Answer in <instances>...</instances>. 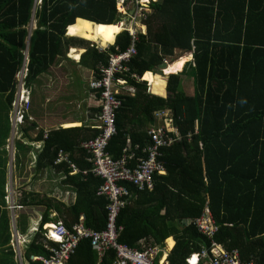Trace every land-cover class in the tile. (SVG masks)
<instances>
[{"label":"trees","instance_id":"obj_1","mask_svg":"<svg viewBox=\"0 0 264 264\" xmlns=\"http://www.w3.org/2000/svg\"><path fill=\"white\" fill-rule=\"evenodd\" d=\"M34 6L35 0H0V264H17L7 205L10 157L6 148L12 133L16 75L26 56L25 83L31 87L59 59L66 58L69 48L85 44L82 40L105 49L120 34L115 46L101 55L94 48L86 50L97 72L117 49L124 52L130 44L129 34H121L114 26L118 18L112 0H42L34 16L37 28L29 40ZM150 7L154 14L145 24L147 35L138 37L129 72L120 74L135 93L119 95L117 135L108 152L119 159L129 142L130 166L144 158L142 150L151 143L147 130L156 125L154 112L161 110L171 111L183 139L160 149L165 173L152 176L151 191L124 184L130 199L119 215L118 226L123 229L118 242L133 249H141L142 243L163 248L172 237L176 245L167 260L187 264L191 255L210 248L211 241L186 223L200 219L209 208L219 227L214 241L227 250L237 249L244 262L264 264V0H161ZM76 19L107 26L90 23L94 36L89 37L81 27L86 21L74 24ZM67 29L68 36L82 40L67 38ZM175 51L191 53L192 58L178 74H171L173 69L165 71L171 74L166 84L159 75L144 74L175 57ZM71 54L78 59L77 53ZM131 74L138 79L143 74L152 93L165 97L149 94L148 84L132 79ZM183 77L194 80L192 95L182 86ZM100 132L83 127L59 129L46 138L42 132L36 139L43 147L37 154L35 174L54 170L75 200L65 206L35 192L18 193V207L44 208L39 231L26 247V261L33 256L50 258L43 228L48 223L61 221L70 230L83 218L91 230L105 228L109 202L97 195L103 181L91 174V155L81 147ZM15 147L13 167L16 173L23 172L31 147L21 140ZM61 150L77 174L71 176L65 163L56 165ZM16 223L18 231H26V217ZM167 247L173 246L167 243ZM114 261L115 253L110 250L101 264ZM67 264H98L89 240L78 244Z\"/></svg>","mask_w":264,"mask_h":264},{"label":"built area","instance_id":"obj_2","mask_svg":"<svg viewBox=\"0 0 264 264\" xmlns=\"http://www.w3.org/2000/svg\"><path fill=\"white\" fill-rule=\"evenodd\" d=\"M116 3L118 14L122 18H130V25L121 22L123 31L130 36L129 48L116 54H112L106 65H100L97 77L90 82V89L97 92L100 98L101 111L99 114L100 125L98 129L100 134L91 140L83 142L81 147L91 155L92 171L95 178L103 181V186L98 191L99 197H105L109 204L106 208V226L101 231L91 230L84 225V219L80 218L77 224L69 230L61 221L45 225V248L51 254L50 258L31 257L30 262L23 260L21 250L16 245L15 253L19 264H67L71 256L82 240H89L91 246L98 257V264H101L110 250L115 253L113 264H172L167 260L170 254H166L163 248L154 245H145L142 242L141 249L129 248L120 242L118 238L122 227L118 226L119 215L130 199L129 191L124 184L132 186L137 191L153 188L152 176L164 175L163 163L159 160L160 149L169 147L182 141L183 136L174 124V119L165 112L160 111L155 114L161 121L158 126L147 130L151 143L142 150L145 153L144 158H138L134 165L130 166L133 158L132 153L128 154L130 143L124 149L121 158L114 159L108 152V146L111 139L117 135L116 112L122 105L117 90L118 84H126V80L121 78L120 74L129 72L128 64L137 55L136 44L138 37L143 32L146 21L145 15L148 13L150 3L157 0H112ZM140 26V31L136 30ZM135 31H138L137 33ZM100 53H105V49H99ZM27 66L18 74L20 85L15 93L13 103V113L15 114L14 127L18 123L24 122L25 115L20 107L29 103L27 95L30 90L25 86ZM132 79H137L136 74H131ZM129 94H133L135 89L131 86L127 89ZM46 137V135H45ZM191 138V134L189 135ZM65 163L71 170L70 175L77 174L78 171L72 165L64 151H59L56 165ZM86 175V173H84ZM18 194L16 198H19ZM8 209L14 213L21 209L16 205V199L7 198ZM186 225H193L198 232L211 241L210 248H203L200 254L191 255L187 264H254L252 261L244 262L237 249L227 250L223 245L214 241V237L219 233V227L216 224L209 208H206L200 219L194 222H187ZM38 230L36 229L35 232ZM19 240V239H18ZM55 243L56 246H50L49 243Z\"/></svg>","mask_w":264,"mask_h":264},{"label":"crops","instance_id":"obj_3","mask_svg":"<svg viewBox=\"0 0 264 264\" xmlns=\"http://www.w3.org/2000/svg\"><path fill=\"white\" fill-rule=\"evenodd\" d=\"M160 3H161V0L157 2L156 4L159 5ZM41 5H42V0H35L29 40L32 37L33 32L37 28V22L34 20V16H35L36 9L40 7ZM115 6H116V3H115ZM115 9L117 13L118 23L117 25H114V26L121 25V22L125 23L126 25H130L131 24L130 18H128V20H126V18H122L118 14L117 6ZM152 14L154 13L150 7L148 9V13L145 15L146 21L144 23V27L141 29L143 32L139 36L145 37L147 35V28L145 24L148 21V19H151V17L153 16ZM77 20L86 21L83 19H76L74 21V24ZM88 22L89 21L83 22V25L81 27L83 31L86 33V35H88L89 37H93L94 29L92 25L90 24L92 22H89V23ZM92 24H94L95 26H107V25H98L95 23H92ZM85 25H88V26L86 27ZM88 27L90 28L92 32H89ZM157 27H159L158 23H157ZM155 28H156V25H154V29ZM122 33H126V32L122 31L121 34ZM119 35L116 36L113 45H110L107 48H105V52L109 50L110 47L115 46ZM66 36L67 38L77 39V38H72L68 36V29L66 31ZM77 40H82V39H77ZM82 41H84L85 44L83 45L75 44L76 46L69 48L67 51L66 58L59 59L54 66H51V68L48 71L40 75V77L35 81V83L31 87H27L31 91L30 94L27 95L26 97L27 99H29V103L25 104L24 107H20L21 110H23L24 115H25V119L23 123H18L17 126L14 127L15 122L13 123L12 121L13 117H11V112H13V110L11 109L10 121L12 123V133H11L10 141L12 142L13 152H12V156H10L9 162L11 163V165L9 163V166L13 167L14 155H15V150H16L15 142L18 140L23 141L25 145H28L29 147H31L29 157L27 161L25 162V167H26V163H28V165L30 166V169H34L37 154L39 153V150H41L43 147V142L37 141L36 139L40 137V134L42 132L47 137L50 131L59 130V129L82 128V127L85 129H89V130L98 129L100 125L99 114L101 111L100 98L97 92L90 89V82L95 77H97L98 68L95 69L96 68L95 62L93 58L88 56L86 50L90 51V50H93L94 48L95 50H97L98 54L101 55L99 49H104V48H101L99 45H97L94 42H90L86 40H82ZM96 46L100 48H96ZM157 49L159 51L160 48L158 47ZM71 51L77 53L78 55L77 60H74V58H72L73 54H71ZM177 54H179L178 58H176L177 60L175 59L174 61L169 62L166 59L163 62L166 63V65H170L173 63L172 65L179 66L184 61L183 58L188 57L189 60L184 64V67H185L186 64L191 61V58H192L191 53L181 54L179 53V51H175L174 56ZM27 63L26 65L24 63L23 67L18 72V74L23 71V68L27 66ZM146 73H152L153 75H159L160 77L161 73L164 74V69H159V66H158L153 72L147 71L144 74ZM178 73H175V74H178ZM18 74L16 75L17 89L19 85L21 84L18 78ZM170 75L171 74L166 75V77H170ZM121 78L127 81L126 78L124 77H121ZM139 81H145L148 84L147 92L149 94L156 95L152 93L150 83L147 82L146 80H143V74H142V77L139 79ZM189 81L191 83V90L189 91V95H192L194 93V80L188 77H183L182 86L186 90L185 85L186 83H189ZM25 86H26V83H25ZM129 86L131 85L128 84V81L126 82V84H118L117 90L119 92V95L128 94L130 96H133L135 92L133 94H129L127 91ZM164 89H165V85H164ZM156 96H160V95H156ZM160 97H165V95L160 96ZM161 111L165 112L167 115L173 118V115L170 110H161ZM157 112H160V111L154 112V118L156 120L155 126H158L161 124V121L158 120L155 116ZM10 141H9V144H10ZM9 176L11 177V180H12L9 184L10 186L14 184L16 185V182L20 180L18 178L15 179L16 177L13 180L12 174H10ZM38 176H39V181L42 180L46 186L51 185V183L55 182L58 178L61 181V183L63 181V178H61L60 175L56 174L54 170L45 171L44 174L38 175ZM35 178L36 177H34L33 179ZM33 179L30 180L31 186H34L32 184ZM62 188L64 190L65 195H71V198L68 200L69 202L68 205L73 204L75 200L74 194L71 191H69L68 188L63 187V186ZM60 193L62 192L60 191ZM48 199H51V196L48 195ZM32 209H36V208H32ZM20 210L23 211L27 209L21 208L17 211H20ZM12 214H13L12 215L13 227H12L11 245L13 246V249L15 251L14 245L17 244V246L20 248V244L22 243L26 244L27 246L31 243V240L33 239L32 236L39 231V225H40V221L42 217L40 218V221L37 222L35 219H32L25 215L17 214L16 212ZM51 215H52L51 217L57 218L56 213H52ZM20 217L27 218L26 231L24 230L22 231L21 229L20 231H18L16 228L17 226L16 222L17 220H19ZM51 223H48V224H51ZM36 229L38 230L37 232H35ZM169 239H172V241ZM166 240L173 243V247L171 248L167 247ZM166 240L164 242L163 249L166 254H170L172 253L171 250H173L176 245V241L172 237L167 238ZM26 245H23V246H26ZM15 258H16V253H15Z\"/></svg>","mask_w":264,"mask_h":264},{"label":"rangeland","instance_id":"obj_4","mask_svg":"<svg viewBox=\"0 0 264 264\" xmlns=\"http://www.w3.org/2000/svg\"><path fill=\"white\" fill-rule=\"evenodd\" d=\"M159 1L160 0H157L154 3H157ZM136 30L140 31V26H137ZM89 32H92L90 30V28H89ZM135 32L137 33L138 31H135ZM141 32H142V30H141ZM96 48H100V47L96 46ZM178 56H179V54L175 55V57L167 58V61L172 62V61L175 60L174 58H178ZM187 59H188V57H184L183 58L184 61H187ZM173 67H176V68H178L180 70L181 69V64L179 66L178 65H174ZM169 69L170 70L173 69L172 66H170ZM169 69L165 68V71H170ZM160 77H162L164 79L163 81L166 82L167 77H166L165 74L161 73ZM185 87H186L187 94H189V91L191 90L190 81H189V83H186ZM164 93H165V91H164ZM11 117H13L12 121L15 122V114L13 112H11ZM6 149H8V151H9V157L12 156L13 150H12V142L11 141H10V144L8 143ZM10 165H11V163H10ZM8 169H9L8 170V175L12 174L13 180H14L15 177H16L15 179H17V178L20 179L18 182H16V185L15 184L14 185L11 184L12 186H10L9 184H10V182L12 180H11V177L8 176V185L9 186L7 185V193H8V198L10 200H11V198H15L16 199L17 194L20 193V192L21 193H23V192H33L34 193L35 192L36 194H39L41 197L48 198V195L51 196L50 200H52L54 202H60V203H62L64 205H68L69 204L68 200L71 198V195H65L64 194V190L62 188V183L59 180V178L55 182L51 183V185L46 186L45 183L42 180L39 181V176H37L35 174V170L34 169H30V166L28 165V163H26V167L23 170V172L20 170L19 172L16 173L14 167H11V166H9ZM34 177H36V178L33 179ZM31 179H33L32 180V184L34 186H31V183H30ZM60 191L62 193H60ZM8 211L10 212V216H11V220H12L11 224H12V227H13V217H12L13 214H12V211H10L9 209H8ZM15 212L17 214H20V215L28 216V217H30L32 219H35L37 222H39L40 218L42 217V214L44 212V208L27 209V210H23V211H21V210L20 211H14V213ZM52 218H54V217H52ZM32 237H34V236H32ZM23 245H26V244H23V243L20 244V250H21V254H22L23 260H25L24 253H25L27 245L26 246H23ZM15 261H16L17 264H19L16 258H15Z\"/></svg>","mask_w":264,"mask_h":264},{"label":"bare ground","instance_id":"obj_5","mask_svg":"<svg viewBox=\"0 0 264 264\" xmlns=\"http://www.w3.org/2000/svg\"><path fill=\"white\" fill-rule=\"evenodd\" d=\"M86 26H88V25H86ZM117 28H118L119 30L123 31V27H122L121 25H118ZM181 59H182V58H181ZM188 60H189V58L187 59V61H188ZM187 61H185L184 64H185ZM175 62H176V61H175ZM172 64H173V63H172ZM170 66H172V68H173V73H171V74H175V73L180 72V71L183 69V67H184V65H183L182 69L179 71L178 68L173 67L174 65H171V64H170V65H167L166 69H169ZM169 70H170V69H169ZM164 74H165V75H169V74L165 73V69H164ZM167 243H169L170 247L173 246V243H171L170 241H167Z\"/></svg>","mask_w":264,"mask_h":264},{"label":"water","instance_id":"obj_6","mask_svg":"<svg viewBox=\"0 0 264 264\" xmlns=\"http://www.w3.org/2000/svg\"><path fill=\"white\" fill-rule=\"evenodd\" d=\"M27 61H28V60H27V56H26V59H25V65H26ZM166 66H167L166 63L163 62L162 64L159 65V69H165Z\"/></svg>","mask_w":264,"mask_h":264},{"label":"clouds","instance_id":"obj_7","mask_svg":"<svg viewBox=\"0 0 264 264\" xmlns=\"http://www.w3.org/2000/svg\"><path fill=\"white\" fill-rule=\"evenodd\" d=\"M152 3V2H151Z\"/></svg>","mask_w":264,"mask_h":264}]
</instances>
